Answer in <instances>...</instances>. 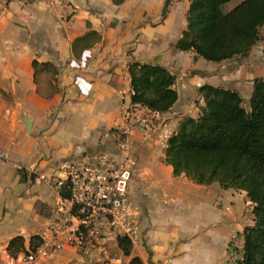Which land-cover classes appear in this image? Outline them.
<instances>
[{
    "label": "crops",
    "instance_id": "crops-1",
    "mask_svg": "<svg viewBox=\"0 0 264 264\" xmlns=\"http://www.w3.org/2000/svg\"><path fill=\"white\" fill-rule=\"evenodd\" d=\"M189 3L0 0V264H20L30 238L51 218L57 197L39 176L57 175L64 161L123 159L116 142L121 106H131V64L160 66L175 77L176 103L153 120L173 133L182 118L198 116L204 85L249 101L253 80L264 75L262 45L222 64L178 51ZM158 129L131 130L136 165L129 194L137 231L129 256L114 253L127 263H232L241 254L242 230L252 225H242V211L251 215L252 205L243 192L174 176ZM16 237L23 238L24 253L11 257L7 246ZM88 259L66 248L37 264Z\"/></svg>",
    "mask_w": 264,
    "mask_h": 264
},
{
    "label": "trees",
    "instance_id": "trees-1",
    "mask_svg": "<svg viewBox=\"0 0 264 264\" xmlns=\"http://www.w3.org/2000/svg\"><path fill=\"white\" fill-rule=\"evenodd\" d=\"M111 1L118 6L126 0ZM231 1L190 0L187 26L176 49L222 64L246 58L261 44L264 59V0H245L225 12ZM128 73L131 105L157 114L170 111L177 101L173 75L160 66L138 63L131 64ZM252 84L248 110L234 90L200 87L198 116L182 118L164 150V162L174 176L198 186L217 184L224 191L245 193L252 205V225L242 230L241 254L233 264H264V79ZM23 244L21 237L10 240L8 254L24 253ZM37 244V238L31 237V249ZM118 246L129 256L130 242L121 239ZM131 264L140 263L134 259Z\"/></svg>",
    "mask_w": 264,
    "mask_h": 264
},
{
    "label": "built area",
    "instance_id": "built-area-1",
    "mask_svg": "<svg viewBox=\"0 0 264 264\" xmlns=\"http://www.w3.org/2000/svg\"><path fill=\"white\" fill-rule=\"evenodd\" d=\"M121 114L124 124L116 142L123 154L121 161L105 154L93 163L81 158L69 160L59 165L57 175L39 176L54 189L57 202L47 225L37 235V246L22 255L20 264H37L66 248L89 257L88 264H131L114 253L119 240L132 244L137 231L129 194L136 165L131 130L136 126L150 131L160 128L158 140L163 147L173 132L165 125L154 126L157 113L145 108L122 105Z\"/></svg>",
    "mask_w": 264,
    "mask_h": 264
},
{
    "label": "rangeland",
    "instance_id": "rangeland-1",
    "mask_svg": "<svg viewBox=\"0 0 264 264\" xmlns=\"http://www.w3.org/2000/svg\"><path fill=\"white\" fill-rule=\"evenodd\" d=\"M243 1H245V0H232L231 2H229L227 5H226V7H225V10H228V11H230V10H232L233 8H235L237 5H239L240 3H242ZM226 8H228V9H226ZM259 50L260 49V51H261V48H260V46L259 45H257V47L255 48V50ZM256 52H258V51H255L254 53H253V56H255L256 57ZM262 77V79H264V75H261ZM244 107H245V109L246 110H248V102H244ZM220 188V187H219ZM221 189V188H220ZM246 211L245 210H243L242 211V221H243V226H247V225H249L251 222V215L250 214H248V213H245ZM235 250L234 251H239V249H237V246L238 245H236L235 244ZM236 260H238V258H235L234 260H233V262L232 263H230V264H233Z\"/></svg>",
    "mask_w": 264,
    "mask_h": 264
},
{
    "label": "water",
    "instance_id": "water-1",
    "mask_svg": "<svg viewBox=\"0 0 264 264\" xmlns=\"http://www.w3.org/2000/svg\"><path fill=\"white\" fill-rule=\"evenodd\" d=\"M27 126H29V125H27Z\"/></svg>",
    "mask_w": 264,
    "mask_h": 264
}]
</instances>
